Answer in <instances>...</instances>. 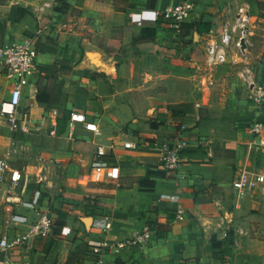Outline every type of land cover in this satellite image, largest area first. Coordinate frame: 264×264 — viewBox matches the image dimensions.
<instances>
[{
    "label": "crops",
    "instance_id": "0c3cea01",
    "mask_svg": "<svg viewBox=\"0 0 264 264\" xmlns=\"http://www.w3.org/2000/svg\"><path fill=\"white\" fill-rule=\"evenodd\" d=\"M180 1L0 0V44L29 38L37 50L17 108L22 128L0 115V156L21 172L12 195L9 171L0 181V238H26L0 264H66L80 245L82 264H264V194L235 205L231 187L235 169L262 160L250 152L249 108L236 91L238 49L213 71L202 64L210 31L247 2L254 22L243 59L262 79L264 45L252 46L264 0H189L180 30L154 17ZM10 89L0 70V102ZM178 138L186 145L168 173L161 155ZM98 144L114 172L102 181L91 179ZM36 192L53 220L44 237L28 236L37 212L22 203ZM145 228L142 246L114 247Z\"/></svg>",
    "mask_w": 264,
    "mask_h": 264
},
{
    "label": "built area",
    "instance_id": "2783aa9c",
    "mask_svg": "<svg viewBox=\"0 0 264 264\" xmlns=\"http://www.w3.org/2000/svg\"><path fill=\"white\" fill-rule=\"evenodd\" d=\"M193 9L191 1L182 0L161 12L155 11L154 17L162 16L168 27L180 30L182 23L189 18ZM252 16L249 3L239 4L232 17L221 23L218 31H210V35L203 45V54L206 68L213 71L217 66L229 62V51L233 44L239 52V60L233 61L239 84L246 89L250 102L258 106L264 101V81L257 77L253 65L243 59L245 49L241 43V40H246L251 34ZM36 55L37 50L29 38L0 44V70L4 73L5 80L11 88L9 96L0 102V115L6 119L12 130L22 128V124L17 117V108L22 95L24 78L34 68ZM82 118L81 114L73 113L71 115V120H81ZM245 124V129L250 136L248 143L250 152L253 149L258 151L262 160L259 165H243L236 170L231 181V187L236 198L235 205H238L239 200L249 193L264 194V122L250 118L245 121ZM186 141V139L178 138L164 149L161 159L168 173L177 169L180 163V153L185 147ZM124 145L126 147L130 146L129 143ZM106 153V148L102 144H98L96 147L97 158L91 163V179L94 181H102L114 175L112 167L99 159L100 156ZM42 169L45 171V166ZM6 171L10 173L6 193L12 195L21 179V172L18 169L10 168L7 155L0 156V181ZM40 199V192H36L29 201L22 202L24 206L37 212V217L29 223L28 236L44 237L52 230L53 220L48 211L41 205ZM11 219L24 221V218L18 215H12ZM239 232L241 234L245 233L241 229H239ZM149 237L150 231L145 228L119 240L114 244V247L142 246L148 241ZM25 240L26 238L18 236L0 238V254L10 248L22 245ZM102 246L99 244L94 246V253L98 254Z\"/></svg>",
    "mask_w": 264,
    "mask_h": 264
},
{
    "label": "rangeland",
    "instance_id": "374dc122",
    "mask_svg": "<svg viewBox=\"0 0 264 264\" xmlns=\"http://www.w3.org/2000/svg\"><path fill=\"white\" fill-rule=\"evenodd\" d=\"M254 22V21H253ZM253 24V23H252ZM259 29H258V35H256L257 36V38H258V42L256 43V45H253L252 46V48H253V50L254 51H258V50H260L261 48H262V46L264 45V29H261V25L258 27ZM203 57L201 56V59H202ZM262 58L264 59V52H263V55H262ZM202 64H203V66L206 68V66H205V64H204V61H203V59H202ZM237 65V64H236ZM261 80H263L264 81V76H261ZM182 87H183V89H185V91H187L188 90V84H186V83H183L182 84ZM236 91H238V94H239V96L241 97H238V99L241 101V102H246V104H244L245 106H247L248 108H249V110H246V109H244V114H246V113H249L248 115H245V116H247V118L248 119H250V118H253V119H256V120H261V121H263L264 122V101L262 102V104H260V105H258L256 108H255V110L253 109L254 108V105L253 106H251L250 107V105L252 104L251 102H250V100L248 99V95H247V91H246V89L243 87V86H241L240 84L239 85H237L236 86ZM243 98V99H242ZM144 102V101H143ZM216 105L218 106V108H221V107H223L225 104H224V101L223 100H219V101H217V103H216ZM241 108V107H240ZM223 111L224 110H219V111H216V118L217 119H219L220 117H224V115H223ZM256 111H258L259 112V114H261V115H256L255 114V112ZM260 111L262 112L263 111V113H260ZM234 118H235V116L233 117V120H234ZM235 172H236V169L234 170ZM235 172H234V176H235ZM88 204H91V202L89 201L88 202ZM86 211H88V210H86ZM30 264H33V263H30Z\"/></svg>",
    "mask_w": 264,
    "mask_h": 264
},
{
    "label": "trees",
    "instance_id": "16d2710c",
    "mask_svg": "<svg viewBox=\"0 0 264 264\" xmlns=\"http://www.w3.org/2000/svg\"><path fill=\"white\" fill-rule=\"evenodd\" d=\"M184 23H182V27L185 26ZM37 98H38V100L41 99L39 94L37 95ZM84 251L85 250H84V246L83 245H80L77 249L72 250V252H70V255L67 258L66 264H82V260H83L84 256L87 253V252H84ZM94 257L96 258V256H94Z\"/></svg>",
    "mask_w": 264,
    "mask_h": 264
},
{
    "label": "water",
    "instance_id": "95a60500",
    "mask_svg": "<svg viewBox=\"0 0 264 264\" xmlns=\"http://www.w3.org/2000/svg\"><path fill=\"white\" fill-rule=\"evenodd\" d=\"M242 43V47H244V40H241ZM85 224H88V222L90 221V217H85L84 219Z\"/></svg>",
    "mask_w": 264,
    "mask_h": 264
}]
</instances>
